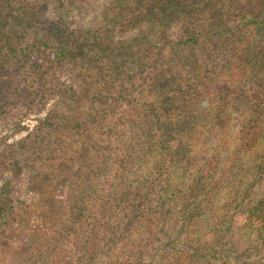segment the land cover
Returning <instances> with one entry per match:
<instances>
[{"label": "trees", "instance_id": "trees-1", "mask_svg": "<svg viewBox=\"0 0 264 264\" xmlns=\"http://www.w3.org/2000/svg\"><path fill=\"white\" fill-rule=\"evenodd\" d=\"M108 13L104 35L52 45L16 25L0 50L1 71L27 51L43 58L26 88L0 86L31 105L62 98L0 162L12 173L0 239L14 181L30 179L52 219L45 264H264V0H112ZM66 67L76 74L60 87ZM237 230L250 232L244 251Z\"/></svg>", "mask_w": 264, "mask_h": 264}, {"label": "rangeland", "instance_id": "rangeland-1", "mask_svg": "<svg viewBox=\"0 0 264 264\" xmlns=\"http://www.w3.org/2000/svg\"><path fill=\"white\" fill-rule=\"evenodd\" d=\"M111 1L0 0V50L7 45L10 31L16 29L22 31L28 41L42 38L43 41L50 42L52 45H56L60 36L69 33L90 38L95 33L104 35L110 25L107 16L109 14L108 5ZM16 25L19 26L12 30ZM138 34V31H134L124 34L121 38L126 41ZM55 52L56 49H48V58L54 59L56 57ZM42 61L43 58L39 57L38 52L27 51L26 56H23L19 61L16 60L15 67L5 71H1L0 68V73H10L9 76H0V78L15 82L16 77L15 83L21 82L22 86L19 87L26 88V79L35 76L33 74L35 65ZM75 74L71 67L63 68L56 74L57 80L55 82L60 87L70 86ZM13 84L7 83V86H0V162L9 155L12 156L8 147L15 143L18 144L29 133L34 132L47 117L51 107L57 101L62 100L61 93H59L53 94L48 102L31 105L24 96L17 95L19 92H16V86ZM3 153L5 155L1 156ZM20 153L18 158L22 159L21 162L25 168L24 173L38 172L39 168L30 167V164L25 161L27 153L21 151ZM12 159H14L13 156ZM11 177L12 173L9 171L0 174V189L5 181ZM14 183L16 184V221L6 235L0 239V264H45L42 257L45 256L46 258L51 248L46 243L39 247L38 241L48 238L49 231L46 223L52 219H42L48 213V208L41 202L39 189L33 185L32 180L14 181ZM262 192V188H257L245 208L237 212L238 230L245 222L247 210L253 202L262 196ZM238 230L236 233L237 247L240 251H244L250 246L252 239L250 232L243 236ZM244 260L245 258L242 257V261ZM214 264L224 263L214 262Z\"/></svg>", "mask_w": 264, "mask_h": 264}]
</instances>
